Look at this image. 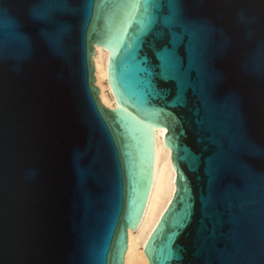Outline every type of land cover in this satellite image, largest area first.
I'll return each instance as SVG.
<instances>
[{
	"label": "water",
	"instance_id": "1",
	"mask_svg": "<svg viewBox=\"0 0 264 264\" xmlns=\"http://www.w3.org/2000/svg\"><path fill=\"white\" fill-rule=\"evenodd\" d=\"M151 127L150 264H264V0H0V264H124Z\"/></svg>",
	"mask_w": 264,
	"mask_h": 264
},
{
	"label": "bare ground",
	"instance_id": "2",
	"mask_svg": "<svg viewBox=\"0 0 264 264\" xmlns=\"http://www.w3.org/2000/svg\"><path fill=\"white\" fill-rule=\"evenodd\" d=\"M110 49L96 46L95 78L100 96L108 107L117 106L111 84H109ZM155 149L153 180L142 219L136 229H129L128 249L124 264H150L145 253V245L153 229L159 222L176 190V171L172 161V150L164 140L163 127H151Z\"/></svg>",
	"mask_w": 264,
	"mask_h": 264
},
{
	"label": "snow or ice",
	"instance_id": "3",
	"mask_svg": "<svg viewBox=\"0 0 264 264\" xmlns=\"http://www.w3.org/2000/svg\"><path fill=\"white\" fill-rule=\"evenodd\" d=\"M164 67H165V69H168L171 67L170 62L167 59H165V61H164Z\"/></svg>",
	"mask_w": 264,
	"mask_h": 264
}]
</instances>
